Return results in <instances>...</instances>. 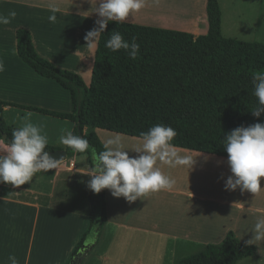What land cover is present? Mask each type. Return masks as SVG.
I'll use <instances>...</instances> for the list:
<instances>
[{"label":"crops","instance_id":"crops-1","mask_svg":"<svg viewBox=\"0 0 264 264\" xmlns=\"http://www.w3.org/2000/svg\"><path fill=\"white\" fill-rule=\"evenodd\" d=\"M218 3L223 34V7L220 0ZM50 5L60 9L55 23L47 19ZM206 6L207 0H146V6L123 23L198 37L208 32ZM12 10L16 17L0 25V60L5 65L0 73V101L14 105L4 108V121L14 128L25 122L40 126L48 138L47 146L65 151L67 146L60 143L59 136H50L46 126L61 121L67 132H73L76 123L23 107L70 114V94L20 60L16 31L30 33L40 57L81 77L92 71L97 42L86 44L84 36L95 26L97 16L88 15L89 0H0V15L7 16ZM89 131L84 127V134ZM93 132L103 146L109 138L119 136L129 156H136L132 150L143 143L99 129ZM175 150L197 157L189 172L183 166L157 161L156 167L175 180L172 189L150 192L134 202L115 198L105 189L107 221L82 264H178L207 245L221 242L228 232L244 244L252 238L256 219L264 216V203L248 201L250 192L246 190L229 191L224 183H214L231 175L227 160ZM77 164L76 157H66L56 169L36 173L30 183L19 187L0 183V264H10L9 255L19 264H68L89 224L90 190L86 202L76 197L75 188L76 178L90 177L84 174L87 167ZM252 246L257 254L236 264H264V242Z\"/></svg>","mask_w":264,"mask_h":264},{"label":"trees","instance_id":"trees-1","mask_svg":"<svg viewBox=\"0 0 264 264\" xmlns=\"http://www.w3.org/2000/svg\"><path fill=\"white\" fill-rule=\"evenodd\" d=\"M208 32L198 37L190 33L129 23L110 22L97 41L91 80L85 85L77 74L61 70L40 57L30 33L16 31L18 57L39 76L51 79L67 90L72 113L61 114L36 108L40 112L76 123L72 132L88 140L99 153L103 144L95 129L142 140L141 133L157 124L172 127L177 136L171 141L176 149L228 159L224 136L241 125L264 122V113L254 117L258 100L253 95L252 74L264 71V44L224 38L221 34V9L218 0H207ZM129 42L139 43L137 59L121 49L105 47L112 32ZM0 101V138L12 139L17 129L8 126ZM84 127L92 131L83 133ZM143 141V140H142ZM61 151L47 146L45 151ZM68 158L81 154L67 146ZM85 153V152H84ZM89 224L75 247L70 261L84 246L98 242L107 221L105 189L89 191ZM257 254L255 246L239 241L233 232L217 244H209L178 264H236Z\"/></svg>","mask_w":264,"mask_h":264},{"label":"clouds","instance_id":"clouds-1","mask_svg":"<svg viewBox=\"0 0 264 264\" xmlns=\"http://www.w3.org/2000/svg\"><path fill=\"white\" fill-rule=\"evenodd\" d=\"M91 11L97 19L95 26L86 32V44L98 41L110 22L123 23L131 14L139 12L146 6V0H89ZM51 14L48 21H57L56 13L60 11L55 5H50ZM16 11H9L7 16L0 15V25H7L16 17ZM87 15V16H88ZM105 47L115 52L125 50L129 58L137 59L140 45L133 37L129 42L121 33L113 31L106 41ZM5 71L3 60H0V73ZM253 95L258 103L252 115L260 117L264 113V71L252 74ZM177 132L170 126L157 124L147 132L141 133L143 143L133 151L136 156H129L123 150L119 136L109 138L104 144V150L97 153L91 148V166L86 164L84 173L90 177L86 187L94 194L107 189L115 198L123 197L128 202L150 192L162 189H172L175 180L165 175L156 167L157 161L170 167L183 166L188 172L196 164V157L181 155L175 150L171 141ZM60 143L70 147L73 151L84 153L90 149L87 139L65 132L60 136ZM48 138L42 134V128L31 122L12 132V139L6 142L0 138V183L19 187L30 183L38 172L47 173L56 169L60 160L53 158L48 151ZM224 150L228 154L227 164L231 175L224 181L225 190L235 191L237 188L243 193H257L261 190L260 178L264 177V122L248 126H239L224 136ZM252 238L247 245L264 242V216L258 217L252 230ZM10 264H19L14 255L8 256Z\"/></svg>","mask_w":264,"mask_h":264},{"label":"rangeland","instance_id":"rangeland-1","mask_svg":"<svg viewBox=\"0 0 264 264\" xmlns=\"http://www.w3.org/2000/svg\"><path fill=\"white\" fill-rule=\"evenodd\" d=\"M223 7V34L224 38L236 39L246 43L264 44V0H220ZM176 17L175 14L172 17ZM178 18H175L177 20ZM155 20V19H154ZM157 21V20H156ZM146 26V25H141ZM85 85H89L91 73L81 76ZM68 92L67 90H65ZM50 127V136H61L66 132V126L61 125V121L57 123H49L46 128ZM89 133L92 131L89 129ZM50 139V138H49ZM54 139V138H52ZM133 151V150H132ZM134 154H137L134 152ZM138 155V154H137ZM77 159V167L86 166L89 164V153H81L75 155ZM215 179V178H214ZM76 197L81 201L86 199L88 188L86 183L88 177L76 178ZM75 180V181H76ZM214 183L222 184L221 178L214 180ZM261 192L259 194H246L248 201L264 203V177L260 178Z\"/></svg>","mask_w":264,"mask_h":264},{"label":"water","instance_id":"water-1","mask_svg":"<svg viewBox=\"0 0 264 264\" xmlns=\"http://www.w3.org/2000/svg\"><path fill=\"white\" fill-rule=\"evenodd\" d=\"M2 138L5 140L6 135H2ZM49 154L55 158L56 160H60V162H64L66 160L67 154L65 151H51ZM93 246H84V248L81 249V251L70 261L69 264H82L83 259L86 257V255L92 250Z\"/></svg>","mask_w":264,"mask_h":264}]
</instances>
